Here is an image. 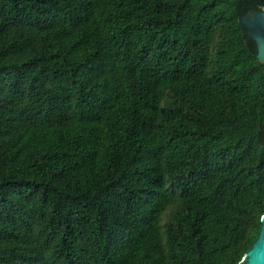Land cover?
Segmentation results:
<instances>
[{
	"label": "trees",
	"instance_id": "trees-1",
	"mask_svg": "<svg viewBox=\"0 0 264 264\" xmlns=\"http://www.w3.org/2000/svg\"><path fill=\"white\" fill-rule=\"evenodd\" d=\"M264 0H0V264H239L264 215Z\"/></svg>",
	"mask_w": 264,
	"mask_h": 264
},
{
	"label": "water",
	"instance_id": "water-1",
	"mask_svg": "<svg viewBox=\"0 0 264 264\" xmlns=\"http://www.w3.org/2000/svg\"><path fill=\"white\" fill-rule=\"evenodd\" d=\"M247 34L257 44L258 59L264 64V10L249 12L240 18ZM239 264H264V215L259 234Z\"/></svg>",
	"mask_w": 264,
	"mask_h": 264
}]
</instances>
